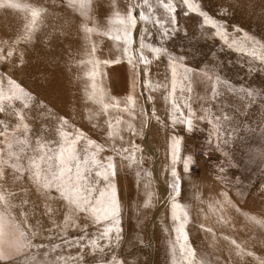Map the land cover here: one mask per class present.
<instances>
[{
  "label": "rangeland",
  "instance_id": "1",
  "mask_svg": "<svg viewBox=\"0 0 264 264\" xmlns=\"http://www.w3.org/2000/svg\"><path fill=\"white\" fill-rule=\"evenodd\" d=\"M130 2L82 0L83 6L79 2L73 6L68 0H13L12 8L0 7V92L5 97L0 100L5 108L0 113V121L8 125L11 133L19 123L14 110L22 112L29 131L19 136L23 139L26 135L29 139L28 155H32L29 149L35 147L37 138L51 141V147L59 146L61 117L67 121L63 130L72 134L70 139L79 130L85 137L104 145L105 150L97 159L103 161L108 156L113 157L114 183L121 206L122 240L119 247L99 240V246L104 249L101 252L89 245L101 225L93 224L83 213L71 215L65 225V216L69 215L65 201H44L26 176L15 185L9 183L6 187L12 193L8 198L12 206L7 209L10 220L25 232L26 242L41 246L26 247L16 264H24L26 259L30 264H107L113 254L122 264H181L184 257L176 243V223L172 219V201L169 199L172 135L182 138L181 159L175 164L181 184L176 203L187 214L185 232L187 243L196 254L195 259L203 260L205 264H261L264 261V188L261 187L264 185V103L249 106L247 98L241 99L225 90L221 98L227 105L224 113L238 116L240 131L220 152L213 151L208 162L185 173L183 157L191 155L195 158L194 151L205 152L212 128L206 121H197L199 130L188 133L183 125H171V100L166 97L172 91V77L166 57L153 60L146 77L141 73L149 87L143 88L138 80L132 91L130 81L134 72L123 58V42L112 39ZM150 2L154 17L164 19L167 15L164 9L157 6L155 0ZM195 2L224 24L229 42L233 38L242 39L247 33L264 43V0ZM173 3L177 4L182 28L204 46L195 61L189 58L188 67L197 73L202 69L215 70L237 88L251 87L264 92V63L229 49L214 35V29L202 27L197 14L190 13L185 17L186 9L179 6L178 0ZM221 8L226 10V15L219 13ZM33 11L37 12L35 18ZM139 11L147 13L149 9L145 5L137 14ZM233 25L241 31H236ZM143 26L138 24L133 30L134 48L139 46V31ZM147 26L155 31L151 24ZM85 27L93 31L86 33ZM155 43L159 45V41ZM177 43L187 45L188 42ZM167 46L172 47L171 43ZM186 50L191 52L192 48L173 49ZM144 55L152 60L149 51L146 50ZM117 57L121 59L116 64L97 63ZM9 79L17 82L32 99L9 100L12 96ZM193 87L188 101L193 110L203 115L202 106H210L215 115H220L215 102L205 103L199 99L206 95V85L196 82ZM188 95L184 93V97ZM130 96L131 101L128 100ZM175 96L176 102L180 103L179 89ZM147 97H151L150 103ZM105 104L109 107L105 108ZM153 109L160 123L152 118L145 125L143 121L151 117ZM182 111L187 114L183 106ZM4 123H0V131L4 130ZM109 123L112 129H109ZM129 124L135 133L128 128ZM232 127V124L223 125L225 138ZM109 131L114 135L109 136ZM185 144L188 150L182 149ZM85 145L86 140L76 145L81 157ZM132 145H137L140 150L134 151ZM6 147V142L0 143V149ZM113 147L128 151L118 155L112 151ZM129 155L133 156L132 161L124 159ZM220 167L224 168L223 172ZM6 171L11 176V169ZM149 194L150 206L145 208ZM24 200L28 203H23ZM46 204L51 207V212ZM3 207L0 205V210ZM85 233L87 235L81 241L83 248L65 243ZM249 252L252 255H248ZM32 256L35 261L31 260ZM75 257L83 259H69Z\"/></svg>",
  "mask_w": 264,
  "mask_h": 264
},
{
  "label": "snow or ice",
  "instance_id": "2",
  "mask_svg": "<svg viewBox=\"0 0 264 264\" xmlns=\"http://www.w3.org/2000/svg\"><path fill=\"white\" fill-rule=\"evenodd\" d=\"M78 2L83 6L82 0H68L69 5L73 6ZM178 2L180 7L186 9L183 13L185 17H188L190 13L197 14L202 20V27L209 26L214 29V35L224 41L229 49L264 63V43L260 40L245 33L242 39L233 38L229 42V34L225 31L224 24L203 10L195 0H178ZM155 3L163 8L167 14L164 19L154 17L153 5L150 0H142V4L141 0H131L129 10L124 17L119 19L120 27L112 39L122 40L123 42V58H126L134 72V77L130 81L133 92L138 80L143 88L149 87V82L141 78V73L143 77L147 76L148 66L152 64L153 60H159L161 57L167 58L172 77V91L166 97V99L171 100L172 111L169 116L171 125L173 127L183 125L186 132L193 133L199 130L197 121H206L212 131L208 134L206 140L208 148L204 155L211 156L213 151L220 152L222 147L229 144L232 137L240 131V126L237 123L238 116L224 113V108L227 105L221 102V98L224 97L225 90L228 93L239 95L241 99L247 98L249 106L257 102L264 103V92H257L251 87L241 86L237 88L215 70L202 69L200 73H197L194 68L188 67L186 62L189 58L195 61L197 53L204 46L200 45L194 36L188 35L186 29L182 28L178 19L177 4L173 3V0H155ZM145 5L149 11L147 13L139 11L137 14L138 9ZM0 7L12 8L13 0H0ZM219 13L226 15V10L221 8ZM117 15L119 14L117 13ZM32 16L35 18L37 12L33 11ZM138 24L144 26L139 31V46L134 48L133 30L137 28ZM148 24H151L155 31L150 29L147 26ZM233 27L236 31H241L235 25ZM84 31L90 33L93 29L85 27ZM155 41H159L158 46ZM177 41H187L188 43L187 45L178 44ZM169 43H171V49L167 46ZM179 47H191L192 51H173V49ZM146 50L152 54V60L144 55ZM8 55L11 56L12 53L9 52ZM120 59V57H117L112 60L97 61V63L116 64L120 62ZM181 69L182 71H180ZM196 82H202L206 85V95L199 97V99L205 103L215 102L220 115H215L210 106L207 108L202 106L203 115H198L193 110L188 101L191 99V93L194 91L193 85ZM8 84L12 90V96L8 97L9 100L12 98L32 99L17 82L9 79ZM177 89L181 94L180 103L176 102L175 92ZM209 90L210 95L208 94ZM185 92L189 94L188 97H184ZM4 98L3 93L0 92V100ZM128 100L131 101V96L128 97ZM147 100L150 103L151 97H147ZM24 106L25 108L28 107L27 104ZM182 106L187 109V114L182 111ZM104 107L108 108L109 105L105 104ZM4 111L5 108L0 104V113ZM14 111L19 123L15 125L11 133L8 131V125L0 121V123H4V130L0 131V138H4V140L0 143L6 142L7 144L6 149H0V205L4 206L0 210V264H16L17 259L26 247H41L40 245H32L30 241L26 242L25 232L21 230L19 225L10 220L7 212V209L12 206L8 199L12 196V193L8 191L6 185H9V183L15 185L25 176L34 188L35 193L42 197L44 201L60 199L66 202L69 215L65 216V225L68 224L71 215L83 213L86 218L92 220L93 224L102 226L98 230V235L89 241V245L93 250L99 248L103 252V247L98 244L99 240H106L109 245L115 244L116 247H119L122 240L121 206L118 201L116 184L114 183L115 167L113 157L108 156L103 161L97 159L99 153L105 150L104 145L85 137L79 130L75 132L74 138L70 139L69 137L72 134L63 130L67 125V121L61 117L59 118L60 128L58 129L61 137L59 146L51 147V141H44L42 137L37 138L35 147L29 149L32 155H28L26 148L29 146V139L26 135L21 139L19 134L27 133L29 126L24 123L25 117L22 112L19 110ZM152 118L160 123V118L155 115L154 109L151 117H147L143 123L147 125ZM225 124L233 125L227 138H225L223 130ZM108 127L112 129L113 126L109 123ZM128 128L135 133L136 130L132 128L131 124L128 125ZM108 134L109 136L114 135L112 131H109ZM81 140H86V145L82 149V157L76 147ZM181 142L182 138L178 135L170 137V175L172 179L169 183L171 189L169 199L172 201V219L176 223L174 229L177 233L176 243L179 245L180 255L184 257L181 264H205L203 260L195 259L196 254L187 243L188 236L185 232V225L188 217L186 213H183L181 205L176 203V198L181 194L180 177L175 168V164L181 159L179 155ZM132 148L134 151L140 150L137 145H132ZM112 151L119 155L128 150L113 147ZM225 155L227 162L228 154ZM124 159L132 161L133 156H126ZM193 164L194 158L191 155L183 157L185 173L189 172ZM6 169H11V176L8 175ZM219 170L223 172L224 168L220 167ZM137 176H139V173H137ZM261 187L264 188V185ZM150 197L151 194L144 203L145 208L150 206ZM23 203L26 204L28 201L24 200ZM46 207L49 212L52 211L47 204ZM86 235L87 233L77 239L66 240L65 243L70 247L80 245L83 248L81 241L85 239ZM55 247H53V250ZM248 255H252V253L249 252ZM58 259L63 260L66 258L59 257ZM69 259L82 260L83 257ZM31 260L35 261V256H32ZM24 264H30L29 260L26 259ZM107 264H122V262L113 254ZM261 264H264V261Z\"/></svg>",
  "mask_w": 264,
  "mask_h": 264
},
{
  "label": "built area",
  "instance_id": "3",
  "mask_svg": "<svg viewBox=\"0 0 264 264\" xmlns=\"http://www.w3.org/2000/svg\"><path fill=\"white\" fill-rule=\"evenodd\" d=\"M187 146H188L187 144L183 145L182 149L188 150ZM194 155H195L194 164L190 168V172H192L193 170H196L197 168H199L201 166V165H199L200 163H204L206 161L208 162L209 161L208 159L210 157V156H205L204 152H200V151H194Z\"/></svg>",
  "mask_w": 264,
  "mask_h": 264
},
{
  "label": "bare ground",
  "instance_id": "4",
  "mask_svg": "<svg viewBox=\"0 0 264 264\" xmlns=\"http://www.w3.org/2000/svg\"><path fill=\"white\" fill-rule=\"evenodd\" d=\"M66 43V42H65Z\"/></svg>",
  "mask_w": 264,
  "mask_h": 264
}]
</instances>
